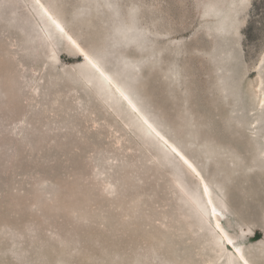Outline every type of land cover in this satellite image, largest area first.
Listing matches in <instances>:
<instances>
[{"label":"rangeland","instance_id":"374dc122","mask_svg":"<svg viewBox=\"0 0 264 264\" xmlns=\"http://www.w3.org/2000/svg\"><path fill=\"white\" fill-rule=\"evenodd\" d=\"M233 244L264 264V0H0V264H247Z\"/></svg>","mask_w":264,"mask_h":264},{"label":"bare ground","instance_id":"6f19581e","mask_svg":"<svg viewBox=\"0 0 264 264\" xmlns=\"http://www.w3.org/2000/svg\"><path fill=\"white\" fill-rule=\"evenodd\" d=\"M40 6H41V4H40ZM43 9V11H44V13H45V15L50 19V21L52 22V25L55 27V29L57 30V31H59V32H61L60 31V28H62L63 29V27L57 22V20H55L52 16H51V14L43 7V6H41ZM57 25H59L60 27L58 28L57 27ZM63 33L66 35V39H67V41L69 42V43H72V44H76L75 43V41L71 38V36L63 29ZM136 35H135V33H130V34H128L127 35V39H132V38H134ZM79 51H80V55L84 58V60H86L87 62H89V60H91L92 62H98V63H101L102 62V60H103V58H100V59H97V58H92L91 56H89L87 53H85L83 50H81L80 48H79ZM82 53H83V55H82ZM85 56H87L88 57V59H85ZM119 62L122 64V65H126V66H129L130 67V65L131 64H133L129 59H127V58H125V57H123L121 60H119ZM97 64V63H96ZM131 68V67H130ZM123 71V70H122ZM120 75H123V74H121L120 73ZM85 79L87 80V81H90V82H92L91 81V78L90 77H87V76H85ZM121 85V84H120ZM121 89H122V91L125 93V95H129V94H132V96L135 98H133L134 100H135V102L136 103H138V105L141 107V108H143V111H144V115L147 117V118H149L150 120H151V122H152V124H154V126L156 127V128H158V124H157V121L155 120V118L153 117V116H151L150 114H148L147 112H145V106L142 104V102H140L138 99H136V97H135V95L129 90V88H127L126 86L124 87V86H122L121 85ZM261 120V119H260ZM258 121H259V119H258ZM173 146V145H172ZM175 147V146H174ZM175 149H177L176 147H175ZM177 151V150H176ZM178 153H180V152H178ZM181 154V153H180ZM182 155V154H181ZM180 178H181V174L177 171V175H176V179H177V181L179 182L180 181ZM182 189H183V191L188 195V197L190 198V199H193V201L194 202H196V207H197V211H196V213H198V214H200V215H203L204 213H206V212H204L205 210H204V206H203V204H202V202H201V199H200V197H199V195L192 189V188H190V187H187V186H185V185H183L182 184ZM220 201H218V206L220 207V209H222V210H224V206H223V204L220 202ZM224 242L226 241V242H229V243H233L232 242V240L229 238V237H227L225 234H224ZM219 243H220V240H219ZM215 244H217V242L215 243ZM233 248H234V251H235V254H236V257L242 262V263H247V264H250L247 260H246V258L243 256V254L241 253V251L233 244ZM230 264H232L231 262H230Z\"/></svg>","mask_w":264,"mask_h":264},{"label":"snow or ice","instance_id":"6c2138e0","mask_svg":"<svg viewBox=\"0 0 264 264\" xmlns=\"http://www.w3.org/2000/svg\"><path fill=\"white\" fill-rule=\"evenodd\" d=\"M57 27L59 28L60 26H59V25H57ZM60 31H61V32H63V29H62V28H60ZM82 55H83V53H82ZM85 59H88V57H87V56H85ZM89 63H92V61H91V60H89ZM93 67H96V66H95V64H93ZM97 70H99V69H97Z\"/></svg>","mask_w":264,"mask_h":264}]
</instances>
